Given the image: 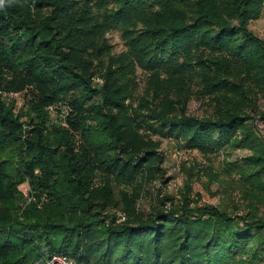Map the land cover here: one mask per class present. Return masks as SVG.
<instances>
[{"label": "trees", "instance_id": "obj_1", "mask_svg": "<svg viewBox=\"0 0 264 264\" xmlns=\"http://www.w3.org/2000/svg\"><path fill=\"white\" fill-rule=\"evenodd\" d=\"M257 1L19 0L0 10V203H17L27 183L56 210L24 219L15 213L8 225V212L0 217L8 215L0 223V264L55 254L81 264H264V142L250 123H264V40L248 25ZM113 29L129 47L118 69L133 73L138 65L153 79L178 78L183 100L133 111L123 73L112 64L104 88H93L91 63L110 49L105 34ZM194 85L211 115H188L184 97ZM26 87L34 89L29 108L16 114L1 92ZM60 105L66 128H54L53 137L47 109ZM140 130L206 154L249 149L244 165L224 169L250 206L192 207L187 196L177 204L166 195L149 215L141 212L144 184L165 183L166 171L159 143ZM98 172L103 186H94ZM123 186L135 197L117 194Z\"/></svg>", "mask_w": 264, "mask_h": 264}, {"label": "rangeland", "instance_id": "obj_2", "mask_svg": "<svg viewBox=\"0 0 264 264\" xmlns=\"http://www.w3.org/2000/svg\"><path fill=\"white\" fill-rule=\"evenodd\" d=\"M225 14H228L227 10H225ZM248 25L258 37L264 40V0H258L252 7ZM105 39L107 41L105 43L110 45V49L105 51V55L101 58L94 59L90 70L92 71V86L98 91L105 86L106 76L111 64L114 65L112 69H118L123 63L120 62L123 61L122 56L129 54V47L123 38L122 32L114 29L109 30L105 34ZM114 62L118 63L113 64ZM118 71L123 73L121 82L128 89L127 92L131 94L126 104L132 105L133 111L142 110L143 105H152L153 102L156 103L162 99L174 102L183 100L181 88L176 86L179 83L177 82L178 78L173 79V77H170L172 79H168L165 75L159 78L155 74L156 78L153 79L151 72L142 69L138 65L135 66L133 73L122 68H119ZM156 88L160 90V93L153 90ZM198 89L199 87L194 85L191 97H184V101L187 102L188 115L201 118L211 115L213 110L208 104V99L197 93ZM33 90V88L27 87L21 90H3L1 96L8 106L14 107L16 114H21L28 110ZM259 105L261 110L264 111V98L259 100ZM66 111L67 109L62 105L47 109L48 131L53 137L55 135L53 134L54 128H66ZM250 123L258 139L264 142V123L259 119H255ZM90 125L95 126L96 123L90 122ZM25 129L33 133L34 124L28 119L25 120ZM148 134L144 130L139 132L142 138L159 143V150L165 157L163 168L166 173L165 183L155 181L144 184V189L140 191L141 196L137 203L141 212L149 215L152 208L158 204V198L166 195L172 197L177 204L185 202V196H187L192 203V207L197 204H208L228 209H233L234 206H250L251 197L243 191L241 183L236 181L235 176H231L224 169L227 162L239 161L241 165H244L246 158L251 155L249 149L244 147L226 148L218 153L206 154L198 149L184 148L180 140L159 135L148 136ZM95 179L94 186H103L106 183V178L100 172L97 173ZM19 190L23 197L17 203L12 202L9 205L0 203V217L6 215L7 212L11 216V218H7L8 215L5 216L6 221H4V218L0 219V223L4 221L3 225L11 223L13 221L12 216L15 213L18 214L19 219L27 217V213H31L32 217L56 214V210L46 204L48 200L45 196L42 197L41 201L34 195L32 196L27 183L22 184ZM121 190L126 191L125 193L130 194L132 198L135 197V195H131L133 189L124 186L121 189L116 188L117 194ZM31 206L34 207L30 208ZM241 213L243 212H239V214ZM260 213L264 216V206L260 207Z\"/></svg>", "mask_w": 264, "mask_h": 264}, {"label": "built area", "instance_id": "obj_3", "mask_svg": "<svg viewBox=\"0 0 264 264\" xmlns=\"http://www.w3.org/2000/svg\"><path fill=\"white\" fill-rule=\"evenodd\" d=\"M118 222H124L126 220V216L123 212H118ZM35 264H81L73 260L72 258L61 255V254H55L51 257H48L44 259L42 262L38 261Z\"/></svg>", "mask_w": 264, "mask_h": 264}, {"label": "clouds", "instance_id": "obj_4", "mask_svg": "<svg viewBox=\"0 0 264 264\" xmlns=\"http://www.w3.org/2000/svg\"><path fill=\"white\" fill-rule=\"evenodd\" d=\"M19 3V0H0V10H4L10 6H14Z\"/></svg>", "mask_w": 264, "mask_h": 264}]
</instances>
